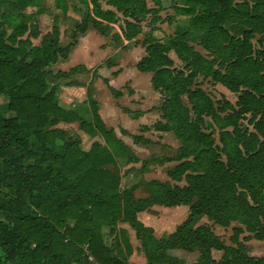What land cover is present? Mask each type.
Listing matches in <instances>:
<instances>
[{"label": "trees", "instance_id": "trees-1", "mask_svg": "<svg viewBox=\"0 0 264 264\" xmlns=\"http://www.w3.org/2000/svg\"><path fill=\"white\" fill-rule=\"evenodd\" d=\"M82 1L92 4L94 16L84 13L71 30V42L62 47L56 21L39 45L31 44L30 38L38 35L42 3L0 0V264H92L84 255V245L96 264H127L111 254L100 233L102 225L118 218L136 229L147 264H180L166 254L170 247L197 248L206 260L211 248H224L207 227L193 228L200 215L221 225L238 221L264 240V0L173 3L177 14L189 16L187 29L175 32L165 43L146 45L136 67L152 73L151 84L164 97L160 110L168 125L162 127L181 141L179 159H190L181 160L168 173L171 179L185 173V186L153 181L152 200L142 201L131 199L132 189L119 191L114 155H121L123 145L105 128L95 103H89L90 120L63 109L56 102V84L49 81L65 75L52 74L49 65L67 57L79 33L91 25L105 34L109 23L116 21L115 13L101 9L98 0ZM149 1L151 6L146 0H106L132 20L119 26L127 39L139 34L142 25L150 27L160 20L161 0ZM54 5L61 3L55 0ZM226 22L241 37L223 28ZM255 35L261 49H253ZM195 40L211 59L188 44ZM169 50L185 62L188 74L169 68ZM199 74L239 91L237 108L228 101L215 107L201 88L191 89ZM184 94L190 108L182 102ZM247 113L255 132L241 128L240 119ZM205 115L219 130L220 146L201 129ZM75 120L87 134L99 133L106 145L94 142L83 151L54 127L59 121ZM188 170L192 173L186 174ZM194 195L197 198L191 201ZM152 201L189 204L187 218L166 239H155L151 229L135 219V212ZM236 260L228 264L264 262L245 255Z\"/></svg>", "mask_w": 264, "mask_h": 264}, {"label": "rangeland", "instance_id": "rangeland-1", "mask_svg": "<svg viewBox=\"0 0 264 264\" xmlns=\"http://www.w3.org/2000/svg\"><path fill=\"white\" fill-rule=\"evenodd\" d=\"M70 1L74 3L75 6L84 8L77 0ZM233 1L240 2L242 0ZM38 2L42 3L44 5V8L48 9V12L44 15L39 16L37 20L41 34L43 35L46 32H49L53 20V15L57 14L59 15L58 21L60 24V30H63V36L66 38V41H68L69 31L73 23V19L71 18H78L79 14H76V12L71 9L68 10L67 16H65V14H60V11L55 9V0H38ZM147 3L151 5V2L149 0H147ZM173 3L180 4L182 3V0H175V2H173L172 0H161V6L157 13L160 21H157L150 27L142 25V29L139 34H136L134 37L129 38L128 41L123 40V43H125V45H122L123 47H121L120 45V48L118 47L117 51H115L117 49L116 47L119 46L122 41H120L118 45L116 44V47H108L106 43L109 40V37H105V39L103 40L98 39V41L96 42L97 45L92 47L90 49V52L95 56V54H101L106 51V55H103L105 57L100 55L101 57L100 59L96 60L94 67L99 66L98 68L100 69L105 68V59L109 57L110 60L113 56L115 57L116 55H123L124 57H127L120 62L128 68H132L135 58L144 56L146 54L145 47L150 41H159L165 43L167 41V38H169V36H172L175 32L180 33L185 31L188 27L189 16L177 14L174 8H172L171 6L173 5ZM34 8H36V6ZM68 8L72 7L69 6ZM222 26L223 28L228 29L233 35L241 37L240 31L231 27V24L229 22L224 23ZM115 29H117L116 26ZM89 36H93V34H89L88 37ZM258 38L259 35H255L251 38L253 49L255 50L262 48V45H260V43L258 42ZM64 40L65 39L63 38L62 41ZM38 41V39H35L33 42L37 43ZM188 44H190L193 50L199 53L201 56L207 59L212 58V56L209 55L208 52L200 46L198 41H190ZM167 56L171 60V65H169V68L173 72L181 70L184 74L189 73V70L185 67V62L181 61L172 50H169L167 52ZM98 63L103 64L97 65ZM100 71L103 72V69H101ZM145 73V75L139 77L138 79H136V81L134 77L135 82H133L135 87L138 89L139 94L133 95L132 97L130 96L132 95V89L134 88L131 87V79L127 76L113 78L107 72V78H105V82H103L100 78L98 82L102 86V90H104L103 94L101 95L104 99L105 96H107L106 94H108V87H111V85H108L109 83L113 84V86L115 85V87H119L118 89L122 91V93H118L120 97L116 96L117 94H115V96L113 95V98H115V102L117 103V105L118 103L120 104L118 105L120 106V108L116 111L113 108L108 109L105 114L106 119L112 122L115 121V124L118 125L122 122L124 126L128 127V130L130 129L131 132L138 134H140L141 132L143 135L153 140H158V143L156 144H137L136 147L134 146L132 147V149L137 153L139 159L142 162H146L145 165L154 167L155 176L161 177V179L165 180V182H169V185L171 186H185V173L181 174L178 179H171V181L168 179V173L170 171L173 172L175 169L174 167L181 160L190 159V157H183V159H179V151L182 147L181 141L176 137L175 133L172 130L164 129L162 127L164 126V124L165 126L168 125L167 121L163 118L162 112L160 110L164 97L153 88L150 81L152 73ZM86 75L87 74L77 75L75 76V79L78 80L80 85L86 84L89 78L87 77L88 75ZM98 76H95L94 79H97ZM49 81L53 84H57V79H49ZM192 81L193 82L190 88H201L213 101L215 107L221 108L224 105V102L228 101L234 108H237L236 100L239 95V91H230L223 87L220 83L212 81L209 76H203L201 74L195 76ZM106 99L108 101L110 98L107 97ZM181 99L185 105H187L189 108L191 107L186 94L182 95ZM112 101L114 100H111V102ZM133 103L134 105H131ZM229 111V109H226L225 112ZM225 112H221V114L224 115ZM137 116L140 118H138V120L134 122L133 119ZM190 116L191 118H194V114L191 111ZM250 117L251 115L247 113L242 119H240V122L242 124L241 128L245 126L249 131L255 132V130L253 129V124L248 121ZM119 118H121V120ZM203 119L204 124L201 125V129L204 132L211 134L214 144L220 146L218 128L215 126L214 122L209 116L205 115L203 116ZM70 126L71 125L65 126V128H67L73 134H75V132H77L78 134H82L79 133L78 129H74ZM228 129L231 130L230 127ZM97 138L98 137H96L95 139ZM83 139V146H87V144H89V142H91L92 140L90 138ZM137 164H139V162ZM188 173H192V171H186V174ZM196 198V195H194L191 201L196 200ZM186 205L189 211V204ZM197 226L207 227L217 237L224 248H211L209 251V260H206L205 258L201 259L200 253L197 248L187 250L182 247L175 246L172 248H167L166 254L169 257L178 259L180 261V264H228L229 262L237 261L236 259L240 255H245L250 259H255V261L258 259H264V240L256 238L253 232L246 230L245 226L238 221H230L227 225H221L206 215H200L195 221L193 228H196ZM236 229L239 230L237 231ZM171 250L172 253L170 252ZM256 262L257 264H264V262L259 260Z\"/></svg>", "mask_w": 264, "mask_h": 264}, {"label": "crops", "instance_id": "crops-1", "mask_svg": "<svg viewBox=\"0 0 264 264\" xmlns=\"http://www.w3.org/2000/svg\"><path fill=\"white\" fill-rule=\"evenodd\" d=\"M64 1L60 0L61 6L57 7L54 5L55 9L60 11V14H65V16H67V12L69 9L76 12V14H79L78 18H71L73 19V23L69 31L68 41H66V38L63 36V30H60V24L58 21L59 15L55 14L53 15V20L48 33L46 32L42 35L39 25L37 24L38 35L36 37L30 38L32 45H39L44 40L46 35L51 32V28L56 21L58 28V43L59 46L64 47L71 42L70 34L75 22L80 20L83 17L84 13L93 15L92 4L90 2L86 4L83 3L82 0H77L82 5V7H84L81 8L75 6L74 3H72L70 0ZM98 4L103 10L109 9L113 11L115 13L116 21L109 23V30L105 34H101L99 31L89 25L83 33H79L76 36L75 43L70 46L67 57L59 58L54 63H51L49 65V69L51 70L52 74H55L57 72L65 73V75H60L57 79V84L55 83L56 102L61 108L73 110L80 116H83L84 118L89 120L91 119L89 103H95L97 112L105 128L107 130H111L114 134L115 139L120 141L123 145V148L119 150V152L121 153L120 156L118 155L116 157L113 154L120 177L118 187L119 191L121 192L123 190L132 189L131 199L133 201L152 200V182H165V180H162L159 176H155L154 167L145 165L146 162H142L139 159L137 153L134 152L132 147H136L137 144H156L158 143V140H153L143 135L141 132L140 134L131 132L130 129L128 130V127L124 126L122 122L119 124V126L118 124H115V121H108L105 116L106 111L111 108L115 109L116 111L120 108V106H118L120 104L118 103L117 105V103L115 102V98H113V95L115 96V94H117L116 96L120 97L118 93H122V91L118 89L119 87H115V85L113 86V84L109 83L108 85H111V87L107 86L108 94H106L107 96H105L104 99L101 96L104 90H102V86L98 82L100 78L103 82H105V78H107V72L113 78L127 76L131 79V87L134 88L132 89L133 93L130 97L139 94L138 89L134 85V82L136 81V79L146 74L136 67L137 62L141 59L142 56L135 58L132 68H128L120 62L127 57H124L123 55H116L115 57L111 56L112 59L110 60L109 57L105 59L104 64L106 65V67L101 68L103 69V72L100 71L101 69L98 68L99 66L94 67L96 60L100 59L101 56L106 55V51L101 54H95V56L91 54L90 49L97 45L96 42L98 41V39L103 40L105 39V37H109V40L106 43L108 47H116L118 43L122 41V43L116 47L117 49L115 51H117L118 47L120 48V45L121 47L125 45V43H123V40L128 41V39L121 33L119 26L124 24V20L132 21L130 18L123 16L120 12L116 11L113 6L106 3V0H98ZM151 5L148 4V6ZM69 6H71L72 8H68ZM47 12L48 9L44 8V12L41 15H44ZM115 26L117 27V29H115ZM89 34H93V36L88 37ZM63 38L65 39L64 41H62ZM35 39H38L39 41L37 43L33 42ZM101 64L103 63H98L97 65ZM71 69L75 70L71 73ZM81 74L88 75H86L87 77H89L86 84L80 85L78 80L75 79V76ZM95 76H98L97 79H94ZM107 97L110 98L108 101L106 99ZM111 100L114 101L111 102ZM131 105H134V103ZM138 118L140 117L137 116L133 119V121L136 122ZM119 119L121 120V118ZM68 125H71L70 127H73L74 129H78L79 133L82 134H78L77 132H75V134L71 133L67 128H65V126ZM54 127L62 129L65 133V137L75 140L78 146L83 151H89L94 142L106 145L103 137L99 133H96L95 135H89L84 130H82L79 126L78 120L72 122L59 121ZM96 137L98 138L95 139ZM83 138H90L92 140L91 142H89V144H87V146H83ZM138 162L139 164H137ZM106 167L111 170L113 166L108 165ZM168 179L171 181L170 177H168ZM187 214L188 208L185 204L167 206L152 201L143 209H139L135 212V219L143 227L151 229V235L155 239L162 240L165 239L169 234H171L176 229L177 225H179L187 218ZM71 224H73V221H71ZM100 233L103 243L108 247L112 255L117 256L127 264H147V253L142 247V243L140 241V238H138L136 229L129 222L123 221L118 218L112 224L102 225L100 228ZM83 250L86 259L92 264H96L87 252L86 245L83 246ZM170 252L172 253V250Z\"/></svg>", "mask_w": 264, "mask_h": 264}]
</instances>
